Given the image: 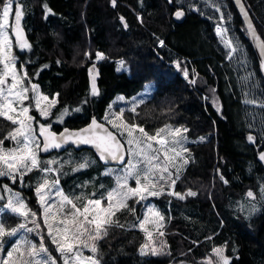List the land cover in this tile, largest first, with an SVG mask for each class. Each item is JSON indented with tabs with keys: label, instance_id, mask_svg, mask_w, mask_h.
Instances as JSON below:
<instances>
[{
	"label": "trees",
	"instance_id": "16d2710c",
	"mask_svg": "<svg viewBox=\"0 0 264 264\" xmlns=\"http://www.w3.org/2000/svg\"><path fill=\"white\" fill-rule=\"evenodd\" d=\"M244 1L264 38V0ZM218 2L225 14L229 35L247 54V65H242L237 57L227 58L228 50L215 33L219 13L206 7L204 0H172L171 3L169 0H117L115 7L110 0H20L25 8L22 21L26 39L32 49L18 52L17 62L24 65L28 77H32L44 93L51 97L59 93L62 101L57 111L64 106L80 107L83 100H88L81 112H73L62 125L53 123L52 127L57 130L64 126L81 127L93 117L102 119L116 95L130 97L152 80L154 92L146 104H142L144 121L139 125L152 129L169 122L184 124L192 136L201 133L210 136L199 151L197 144L192 145L200 163L192 174L188 173L189 168L181 174L178 187L189 185L199 194L207 193L208 188L204 190V185L212 183L216 152L219 159L215 167L217 179L225 184L217 174L218 169L228 181L226 190L213 189L216 208L208 196L204 201L185 203L177 208L179 219L171 222L180 224L178 236L168 238L172 249L168 257L141 256L139 248L146 241L145 235L133 229L130 223L120 222L125 224V229H111L107 250L98 251L102 254V264H168L173 259L185 258L187 253L200 259L212 247L206 241L227 243L228 254L233 256L232 264H264V201L259 200V186L264 184V163L259 160V153L264 150V142L260 139L264 109L244 103L246 98L264 100V79L234 2ZM44 3L54 13L47 19L44 18ZM188 3L201 11L189 10ZM180 7L185 12L183 21L174 18L173 10ZM132 9L141 15L143 23ZM120 17L126 20L127 28ZM158 40H163L165 47H160ZM98 51L107 59L97 63L100 95L93 97L89 95V69ZM86 52L92 53L91 59L85 56ZM117 58H122L128 65L129 73L117 71ZM177 60L181 61L179 69L175 64ZM184 64L188 70H194V84L190 82L193 80L190 72L187 78L184 76L181 70ZM44 65L48 67L36 76ZM247 72L254 74L253 82L259 87L242 80ZM200 92L206 93L208 99H203ZM212 97L218 100L217 105H213ZM35 118L46 123L37 115ZM248 135L257 138L255 144L247 140ZM40 155L41 160H47L42 153ZM200 173L206 175H202L201 182L197 183L195 177ZM38 175L33 172L26 176L25 186L21 189L29 205H33L31 200ZM61 181L63 189L67 190L68 182L62 178ZM18 182L13 184L0 177V185L7 183L13 187ZM249 190L259 200L255 205L260 209L251 216L247 209L240 211L243 203L250 204L244 200ZM187 208H192L194 214L183 215ZM5 214V219H13L9 212ZM214 215L216 218L213 219ZM124 218L130 222L135 220L129 212ZM202 239L199 245H194L196 240Z\"/></svg>",
	"mask_w": 264,
	"mask_h": 264
},
{
	"label": "snow or ice",
	"instance_id": "6c2138e0",
	"mask_svg": "<svg viewBox=\"0 0 264 264\" xmlns=\"http://www.w3.org/2000/svg\"><path fill=\"white\" fill-rule=\"evenodd\" d=\"M110 2L115 7L117 0ZM169 2L171 3L172 0ZM235 3L244 19V31L257 49L260 70L264 72V39L257 32L242 0H235ZM204 4L219 13L215 33L220 43L228 50L227 58L231 60L237 57L242 65H247V54L242 45L234 43L235 38L229 35V27L225 26L227 22L224 12L221 11V4L218 0H204ZM42 7L45 19L49 15H54L46 3ZM187 7L189 10L201 11L192 3H188ZM24 12L25 8L20 0H0V118L14 126L12 131L0 139V177L9 179L13 184L19 181L20 185L25 186V177L33 172L38 173L34 193L42 211L41 216L38 217L37 213L28 207L26 199L19 191H14L7 184L0 185V201H6L0 204V264H57L55 257L45 245V235L60 253L62 264H101V259L98 258V243L108 237L111 229H125V224L120 223L116 218V213L122 211L132 213L136 221L132 227L146 234V241L139 248L141 256L170 255L166 243L161 240L157 244L154 239V234L158 237L164 236L163 229L168 222L165 216L150 203L145 206L142 217L136 216L135 207H129L128 201L132 200L134 204H140L148 201L149 198L160 196H172L183 200L198 194L190 189L184 193L175 191L176 182L181 178L191 158L186 147L188 129L184 126L173 127L166 124L150 134L141 125L125 121L123 108L116 113L112 110V105H109V112L103 117V122L93 117L84 128L65 127L59 133L52 131L53 123L62 125L65 118L71 116L73 112H81L83 104H87L88 100H83L80 107L70 109L64 106L53 117L52 109L59 104V93H54L49 98L40 91L39 84L31 83L32 77H28L23 66L21 70L16 68L18 57L13 53V38L20 52L32 49L21 24ZM184 15L182 7L174 12L177 19ZM10 16L13 19L11 25ZM120 19L124 20L123 17ZM138 19L143 23L141 17ZM228 19H231L230 14ZM124 27H127L126 22ZM158 44L160 47H165L163 40H158ZM85 56L91 59L92 53L86 52ZM95 56L97 61L107 59L102 52H96ZM175 64L179 69L181 61L177 60ZM47 67L48 65H44L35 75L38 76L39 72ZM125 70H127L125 62L120 61L117 71ZM181 70L187 78L189 75L187 68ZM89 72V95L95 97L100 95L96 83L98 72L95 62L92 63ZM253 75L252 72H247L242 80L253 87H259V84L253 82ZM26 79L29 81L27 86L23 83ZM190 82L194 84L195 80ZM117 100H124V97H118ZM25 101L28 103L25 104ZM144 103L143 98H133L128 110L138 115L136 109ZM212 103L217 105L218 100L212 97ZM244 103L258 105L264 109V100L255 97L246 98ZM32 109L39 112L46 123H40L30 115ZM49 118H51L50 122H48ZM256 139L253 135L247 136L250 143L255 144ZM260 139L264 142V128L261 130ZM4 140H10L13 147L4 148ZM205 140L206 137H200L197 142ZM70 144L91 145L96 149L97 158L105 165L111 162L121 165L119 168L106 167L101 173L102 176H110L114 179V187L105 189L99 198H95V192L91 193L92 198L83 192V189L92 182L80 185V195L65 193L60 186V176L66 174L63 171L64 167L71 166L72 172H78L92 167L97 160L86 155L79 160L57 157L41 160L40 153L59 150ZM259 160L264 162V151L259 153ZM217 174L221 181L228 183L218 169ZM130 181H134L136 186L132 187ZM99 188L104 189L105 186L100 184ZM246 196L250 201L256 199V195L251 190L247 191ZM259 200L264 201V184L259 186ZM246 209L249 216L260 211L255 204L240 206V211ZM6 210L13 216L21 218L20 222L15 226L7 225V220L4 218ZM31 233L39 237L38 243L29 238ZM6 246H8L7 250H5ZM85 250L90 251L91 255H84ZM212 252L215 254L216 264H232L233 257L225 254L226 245L214 247ZM238 258L237 256L236 259ZM201 264H212V260L208 258Z\"/></svg>",
	"mask_w": 264,
	"mask_h": 264
},
{
	"label": "rangeland",
	"instance_id": "374dc122",
	"mask_svg": "<svg viewBox=\"0 0 264 264\" xmlns=\"http://www.w3.org/2000/svg\"><path fill=\"white\" fill-rule=\"evenodd\" d=\"M177 11L176 9L173 10V12ZM176 18V17H175ZM10 25L13 23V19L12 17L10 16V21H9ZM22 25H23V21H22ZM9 34L11 35V28H9ZM28 42L30 43V41L28 40ZM31 44V43H30ZM20 51L16 48L15 46V39L13 38V53L19 58V53ZM188 59V58H186ZM94 61L95 62H101L102 60L100 61H97L96 60V57L94 58ZM120 61H124L122 58H117L116 59V69L120 66ZM187 61V60H185ZM126 64V63H125ZM22 66H24L23 64H19L18 62L16 63V68L18 70H21ZM127 66V70H125V72L129 73V67L128 65L126 64ZM184 68H187L188 70V67L186 64H184ZM23 69L25 70V68L23 67ZM119 72H123V71H119ZM191 73L192 75V79L195 80V75H194V72L193 71H190L188 70V73ZM189 73V75H190ZM188 75V76H189ZM9 83H11V80L9 78ZM24 85L27 86L29 81L26 79L23 81ZM31 83H36L34 81L31 80ZM38 84V83H36ZM40 91L42 93H44L42 91V89L40 88ZM153 81L152 80H149L145 83L144 87L138 91L136 94L130 96V97H125L124 95L122 94H118L116 95V97L112 100V102L109 104V105H112V110L116 113H119L120 112V109L123 108L124 109V113H123V119L125 121H127L128 123H133L134 120H136L135 123L139 124L140 122L143 123L144 119H143V115H142V111L141 109L143 108V105L141 104L139 107H137L136 109V112L138 113V115H134L131 111H129L128 109L131 107V101L133 98H136V99H140V98H143L145 100V103L146 104V100L148 98H150L153 94ZM204 92H200V94L202 95ZM45 95H47L46 93H44ZM29 96H31V93H29ZM49 96V95H48ZM118 97H124V100H117ZM49 98H51V96H49ZM60 101H62L60 95H59V103ZM114 101H116V103H113ZM28 101H25V104H27ZM59 104L56 106V108L52 109V112H53V117H54V113L56 114L57 112V108H58ZM55 111V112H54ZM109 112V106H108V109L107 111L105 112L108 113ZM144 113L146 115H149L145 112L144 110ZM30 115L34 116L37 115L39 116L42 120L43 118L40 116L39 112H37L35 109H32L29 113ZM35 114V115H33ZM105 116V115H104ZM103 116V117H104ZM161 116L163 117L164 116V110L163 112L161 113ZM103 119V118H102ZM119 122V121H117ZM167 124H170L172 125L173 127H179V126H184V124H181V125H176L175 123H167ZM166 125V124H165ZM164 125H160V126H157L155 128H152V129H147L144 127L145 131L149 132L150 134H153L155 133V131L161 127H163ZM13 125L3 119V118H0V139H2L8 132L12 131L13 129ZM143 127V126H142ZM187 128V127H186ZM54 129V127H53ZM188 129V128H187ZM187 135V138H188V143L186 144V147L187 149L189 150L190 152V160H189V163L188 165L186 166V170L189 168L190 171L188 173L192 174L191 171H196V169L194 168H197V165L200 163L199 159H198V155L194 153L193 151V148H192V144H197V150L199 151L201 147H203V145L205 143H207L208 139L210 138L209 134L208 133H201L199 134L198 137H191L189 136L188 132L186 133ZM200 137H206V140L204 142H197L199 141V138ZM218 146V144H217ZM13 147V143L10 141V140H4V148H11ZM81 154V156H80ZM88 156L92 159H96L97 160V163L95 165H93L92 167H89L87 169H83L81 171H78V172H72L70 169H71V166L69 167H64V173H66L65 175H61L60 178H62L63 180L67 181L68 184H69V187L67 190H64L65 193H68V194H75V195H80L81 193V188H80V185H83L85 184V182H92V183H89L88 187L84 188L83 189V192L85 193V195H87L89 198H92L91 197V193L95 192L96 193V196L95 198H99L101 193L104 192L105 189H111L112 187H114L115 185V181L112 177L110 176H102L101 173H103L106 169V167H110V168H119L121 165H115V164H111V165H104L98 158H97V155L96 153L91 150V149H82V150H76L74 149L73 147H69V149L63 151V152H56L52 155V158L53 157H57V158H63V159H68V158H73L75 160H79L82 156ZM187 155V154H186ZM41 156V155H40ZM80 156V157H79ZM47 158H48V155H47ZM51 158V159H52ZM218 154L216 155V161L215 163L213 164V179H212V183H209L206 185H204V190L206 188H208V191L207 193H202V194H198L194 197L192 196H189L187 197L186 199H183V200H180V199H177L175 197H172V196H160V197H152V198H149L148 201H144V202H141L140 204H134V202L132 200H129L128 201V205L129 207H135L136 209V212L138 213V216H143L144 213H145V206L147 204H154L156 206L157 209H159V211L165 216L166 218V221H168L166 224H165V227L163 229L164 232V236L163 237H158V236H155L154 234V239L156 240V243L159 244V242L161 240H163L166 245H167V250L170 251V254L172 253V249H171V246L168 242V238L170 237H177L178 236V227H179V223H176V222H171L173 220H177L179 219L177 217V208L180 206V205H183V204H194L195 201H204V199L206 198V196H208L209 200H210V203L212 204V206H214V208H216V205H215V200H214V192H213V189L214 188H218L220 190H226L228 188L227 185L225 184H222L219 182V180L217 179V175H216V165L218 164ZM105 167V168H104ZM184 170L182 172V174L186 171ZM205 176L206 174H201L199 176H196L195 177V181L197 183H200L201 180H202V177ZM179 180H177L176 182V185H175V191L176 192H179V193H184L186 191H188L189 189L191 191H194L196 192L194 189L190 188L189 185H187V187H182V188H179L178 185H179ZM204 181H206L204 179ZM9 182L11 183V181L9 180ZM130 185L132 187H135V183L134 181H130L129 182ZM206 183V182H205ZM7 184V183H6ZM100 184H103L105 186L104 189H101L99 188V185ZM9 185L14 191H19L20 193L22 192L21 189L23 188L22 185H20V183L18 182L17 185H12L11 184H7ZM60 186L62 187V184H61V181H60ZM63 188V187H62ZM34 191V190H33ZM7 195V194H5ZM21 195L23 196V194L21 193ZM24 197V196H23ZM25 198V197H24ZM26 199V198H25ZM244 200L247 202V203H252V204H255L257 203L259 200L256 198L255 200H249V198L247 196H244ZM6 201L4 202H0V204H3L5 203ZM27 202V200H26ZM35 202H37V198H36V195L34 193V198L31 200V203L34 204V208H31L32 206L29 205V203H27L28 207L37 213V216H41V208H40V205L38 204L37 207L39 208H35ZM244 205V203H243ZM78 206H80V203H78ZM217 212V210H216ZM5 213H7V210L5 211ZM4 213V215H6ZM125 213H127V211H122V212H117L116 213V218L119 219L120 222H127V223H130L131 225H133L136 221L133 220V221H127L125 220L124 218V215ZM11 214V213H10ZM183 215L185 216H189V214H194V210L192 208H187V209H184ZM13 216V215H12ZM5 218V217H4ZM170 218V220H169ZM216 218V216L214 215L213 216V219ZM220 219H222V215L220 214ZM6 220H8V224L10 226H15L17 223L20 222L21 218L19 217H16V216H13V219H8L6 218ZM200 220V219H199ZM29 226H32L31 224H29ZM43 227V225H42ZM132 227V226H131ZM133 228V227H132ZM116 229V228H113V230ZM133 229H136V230H139L138 228H133ZM150 230H151V226H150ZM143 235H145L146 237V234L144 232H142L141 230H139ZM168 231V232H167ZM111 230L109 232V235L107 238H105L104 240H101L99 241L98 243V251H101L103 250L104 248H106L107 250V241L110 239V235H111ZM29 238L34 240L35 242H39V237L36 236L35 233H31L29 234ZM45 245L48 247L49 249V252L51 253V255L53 257H55L56 261H57V264H62V261L60 259V253H58L56 250H55V245H53L51 243V241L49 240V238L47 237V235H45ZM207 244H209L210 246L212 245L211 249H209L206 254L202 257H200V259H197L195 256H193L192 254L190 253H187L185 256V258L181 259V258H178L177 260H172L171 262H169L168 264H201L202 261L208 259V258H211L212 260V264H216V257H215V254L212 252V249L214 247H224L226 244H216L212 241H206ZM7 247L6 246V249L7 250ZM225 254L228 256L227 254V246H226V252ZM84 255H91L90 251L88 250H85L84 251ZM101 253L99 252L98 253V258L101 259V264H102V257H101ZM160 256H163V257H168L169 255H160Z\"/></svg>",
	"mask_w": 264,
	"mask_h": 264
},
{
	"label": "water",
	"instance_id": "95a60500",
	"mask_svg": "<svg viewBox=\"0 0 264 264\" xmlns=\"http://www.w3.org/2000/svg\"><path fill=\"white\" fill-rule=\"evenodd\" d=\"M232 1L234 2V5H235V7H236V10H237L239 16L241 17V19H242V21H243V23H244V19H243L242 15L240 14L239 8H238V6L236 5L235 0H232ZM242 3L244 4L245 9L248 10V8H247V6H246L244 0H242ZM248 12H249V10H248ZM249 15H250V17L252 18V21H253V23H254V25H255V27H256L257 32L260 34L261 38L264 39V38L262 37L261 33L259 32V29H258V27H257V25H256V23H255V21H254V19H253V17H252V15H251L250 12H249ZM174 18H175V16H174ZM184 18H185V16H183V17H181V18H179V19L175 18V20H177V21H183ZM21 24H22V20H21ZM244 25H245V24H244ZM22 26H23V25H22ZM23 29H24V28H23ZM24 32H25V30H24ZM25 35H26V32H25ZM26 36H27V35H26ZM249 39H250V38H249ZM250 42H251V45H252L253 51H254V53H255V56H256V58H257V60H258V63H259V56H258L257 49L254 47L253 42L251 41V39H250ZM95 67H96V65H95ZM259 67H260V66H259ZM96 69H97V72H98L99 69H98L97 67H96ZM260 72H261V75H262V77H263V79H264V72H262L261 70H260ZM96 83H97V82H96ZM95 118H96V117H95ZM96 120L99 121V122H103V121L100 120L99 118H96ZM90 122H91V121H90ZM90 122H88L87 124H85L84 126H81V127H66V128H69V129H80V128H84V127H86ZM106 126H107V125H106ZM110 130H111V129H110ZM61 131H62V130H61ZM69 146H73L76 150H81V149H84V148H88V149L93 150V151L96 153V149H95L94 147H92L91 145H79V146H77V145H75V144L66 145L65 148L59 149V150H57V151H62V150L66 149V148L69 147ZM52 151H53V150H52ZM263 151H264V150H263ZM50 152H51V151H50ZM45 153H49V152H45ZM96 154H97V153H96ZM126 159H127V157H126ZM263 163H264V162H263ZM110 164H116V165H119V164L116 163V162H111V163H109L108 165H110Z\"/></svg>",
	"mask_w": 264,
	"mask_h": 264
},
{
	"label": "crops",
	"instance_id": "0c3cea01",
	"mask_svg": "<svg viewBox=\"0 0 264 264\" xmlns=\"http://www.w3.org/2000/svg\"><path fill=\"white\" fill-rule=\"evenodd\" d=\"M132 11L136 14V17L138 18V17H141V15L140 14H138L134 9H132ZM142 18V17H141ZM139 20V22H141L140 21V19H138ZM120 21L123 23V25H124V23L126 22V20L124 19L123 21L120 19ZM127 23V22H126ZM125 28H127V27H125ZM189 134V133H188ZM189 136H191V137H198V136H192V135H190L189 134ZM217 144H218V139H217V137L215 136V145H216V147H217ZM193 145V144H192ZM200 225V221H198V226ZM215 225H216V219H215ZM224 225V221H222V225L221 226H223ZM194 232H195V230H194ZM203 241V239L202 240H196V243L194 244V245H199L201 242ZM198 242V243H197ZM221 244H226V246H227V243H221ZM211 249V248H210ZM227 254H228V251H227ZM228 256H231V255H229L228 254ZM231 257H233V256H231Z\"/></svg>",
	"mask_w": 264,
	"mask_h": 264
},
{
	"label": "built area",
	"instance_id": "2783aa9c",
	"mask_svg": "<svg viewBox=\"0 0 264 264\" xmlns=\"http://www.w3.org/2000/svg\"><path fill=\"white\" fill-rule=\"evenodd\" d=\"M202 96H203L204 99H205V97H207L205 93H203Z\"/></svg>",
	"mask_w": 264,
	"mask_h": 264
},
{
	"label": "clouds",
	"instance_id": "9594fccd",
	"mask_svg": "<svg viewBox=\"0 0 264 264\" xmlns=\"http://www.w3.org/2000/svg\"><path fill=\"white\" fill-rule=\"evenodd\" d=\"M99 80V79H98ZM216 155H217V152H216ZM212 172H213V170H212Z\"/></svg>",
	"mask_w": 264,
	"mask_h": 264
},
{
	"label": "bare ground",
	"instance_id": "6f19581e",
	"mask_svg": "<svg viewBox=\"0 0 264 264\" xmlns=\"http://www.w3.org/2000/svg\"><path fill=\"white\" fill-rule=\"evenodd\" d=\"M105 168V167H104Z\"/></svg>",
	"mask_w": 264,
	"mask_h": 264
}]
</instances>
